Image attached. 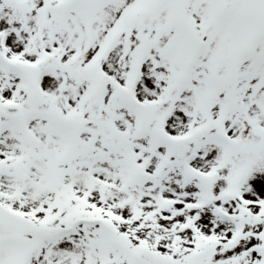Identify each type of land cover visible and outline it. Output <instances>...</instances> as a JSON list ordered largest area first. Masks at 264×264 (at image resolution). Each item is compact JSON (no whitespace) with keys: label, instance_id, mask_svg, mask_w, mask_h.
<instances>
[{"label":"snow or ice","instance_id":"obj_1","mask_svg":"<svg viewBox=\"0 0 264 264\" xmlns=\"http://www.w3.org/2000/svg\"><path fill=\"white\" fill-rule=\"evenodd\" d=\"M0 264H264V0H0Z\"/></svg>","mask_w":264,"mask_h":264}]
</instances>
